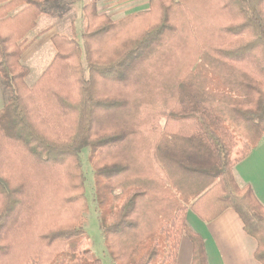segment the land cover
<instances>
[{
    "label": "trees",
    "instance_id": "16d2710c",
    "mask_svg": "<svg viewBox=\"0 0 264 264\" xmlns=\"http://www.w3.org/2000/svg\"><path fill=\"white\" fill-rule=\"evenodd\" d=\"M69 6L0 0V264H102L80 252L85 150L113 264H176L183 238L208 264L190 209L235 211L264 264V205L234 176L264 138V0H150L121 20L93 0L29 86L28 35Z\"/></svg>",
    "mask_w": 264,
    "mask_h": 264
},
{
    "label": "crops",
    "instance_id": "0c3cea01",
    "mask_svg": "<svg viewBox=\"0 0 264 264\" xmlns=\"http://www.w3.org/2000/svg\"><path fill=\"white\" fill-rule=\"evenodd\" d=\"M91 1L93 0L71 1L70 9L65 15H74L70 21L71 32L73 27L78 32V24H81L82 29H85L86 21L83 7ZM96 1L98 12L108 15L112 20H121L129 15L150 9V0ZM42 16L38 18L35 29ZM54 18L59 20L55 26H49L48 24L46 25V22H43L45 23L43 26L46 25L43 27L44 30L28 40L30 42L34 39L22 56V63L25 66L28 67L31 62L37 63L39 60L38 56L44 54L48 45L54 49L53 57L48 64L52 62L56 55L52 38L57 34H62L60 32L62 27L60 26L64 17ZM34 30L30 34L35 32ZM2 107L3 105H0V109ZM234 174L239 185L243 187L250 186L255 192L257 199L264 205V138L255 150L235 164ZM187 221L192 229L204 240L208 264H261L256 259L257 241L246 233L244 225L235 211L229 209L216 219L205 222L190 209ZM192 255V243L188 239L183 238L180 242L176 264H191Z\"/></svg>",
    "mask_w": 264,
    "mask_h": 264
},
{
    "label": "rangeland",
    "instance_id": "374dc122",
    "mask_svg": "<svg viewBox=\"0 0 264 264\" xmlns=\"http://www.w3.org/2000/svg\"><path fill=\"white\" fill-rule=\"evenodd\" d=\"M71 1L72 0H60L61 3L66 4L68 6L71 4ZM73 16L72 15L64 16V19L60 26L62 27L60 32L63 35L72 34V32L70 31V28H71L70 21L73 18ZM58 21L59 20L57 18L48 16V15H43L41 19L39 20L37 28L34 30L35 32L30 34V36L28 37V40H30L32 37L42 32L44 30L43 27H45L47 24L49 26H55V24ZM43 22H46V25L43 26V24H45ZM83 31L84 29H82L81 24H78V32H77L78 35L81 36ZM53 53H54L53 47H50V45H48V48L44 52V54L41 56H38L39 60L37 63L31 62L28 64L29 65L28 66L29 75L26 79V82L29 86H32L41 76L45 68L49 65L48 63L52 59ZM0 100H1L0 105L2 106L3 105L2 101H4V95H3V91L1 87V79H0ZM161 122H165V120H162ZM242 143H243V139L240 138L238 147L235 150V155L233 156L234 159H237L238 155L242 153ZM82 161H83V170L86 176L85 195H86L87 204H88V211L84 215L83 227L87 233L88 240L83 243L80 249V252L83 253L86 249H88L89 251H91V253H93L97 258H99L102 261V264H113L105 248L103 234L100 228L99 212L97 210L96 200H95L94 173L89 163V150H85V152L82 154ZM236 182L239 187L243 188V186L239 185L237 180Z\"/></svg>",
    "mask_w": 264,
    "mask_h": 264
}]
</instances>
